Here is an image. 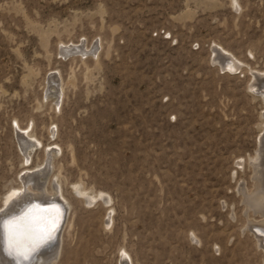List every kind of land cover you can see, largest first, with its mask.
<instances>
[{"label":"rangeland","instance_id":"rangeland-1","mask_svg":"<svg viewBox=\"0 0 264 264\" xmlns=\"http://www.w3.org/2000/svg\"><path fill=\"white\" fill-rule=\"evenodd\" d=\"M260 71L264 0H0V209L28 173L60 183L71 205L49 264H122L123 249L128 264H264V217L243 196Z\"/></svg>","mask_w":264,"mask_h":264},{"label":"bare ground","instance_id":"bare-ground-1","mask_svg":"<svg viewBox=\"0 0 264 264\" xmlns=\"http://www.w3.org/2000/svg\"><path fill=\"white\" fill-rule=\"evenodd\" d=\"M215 46L212 50L214 51V55L219 58L220 62H222V66H225L230 70L237 69L238 64L236 63V59L230 57V53L227 52L223 47ZM61 49L63 50V52H61L63 55H72L74 53H80L81 55H84L88 52L87 47L84 46L82 42L80 44H62ZM53 77L54 76H51V78ZM256 77L258 78L257 82L251 84L250 87L258 92L264 93V72L260 71L259 76H255V78ZM52 82L56 86H58L59 90L62 92V85L56 84L54 79H52ZM262 98L264 99V95L262 96ZM18 128L20 129L18 134H20L21 136L26 135V137H30L32 135L30 132L25 131L24 128ZM262 132L263 133L260 137L258 149L255 155L249 160L252 164L253 170L251 184L252 188L249 193L244 194L243 196L246 206L250 209L255 210L256 212L261 213L264 217V126L262 127ZM54 152L55 151L53 149L46 152V159H44L45 168L43 169L44 171L42 170L44 174H47V172H49L50 170V161L55 154ZM25 155L27 156V153ZM25 166H27V164ZM32 174L33 173H28L27 175H25L23 178V180H25L22 183V187L17 190L15 189L14 191H11L6 196L5 207L3 206V211H0V221L6 215L7 221L12 220L13 218L21 221H26L27 223L32 225L34 234L38 235L40 232L46 231L48 228H50L53 222L56 224V205H62L64 208L62 223L59 226L56 235L54 237L51 236L54 232L52 231L49 238L45 239L43 243L39 244L34 250L29 252L27 259L16 252L9 254V251L7 249V236L3 228V223L0 226V264H49L50 262L56 260L55 258H57V256L59 255V247L61 246L60 242L62 241L60 240V236L64 226L66 225V223H68L67 213L71 203L69 199L65 197L60 183L56 182L54 180V177L50 180L51 188L46 189V183H41L42 181H39V183L37 180H33L31 178ZM39 179L41 180V178ZM78 185H76V183L72 184L74 194L77 198H81L83 202L85 201L86 204L93 203L95 200H97L98 197H101L104 203L107 202V195L104 196V193L90 192L87 188L83 186L80 187V184ZM31 201H34L35 204V208H33V210L38 209V205L42 203L53 202L54 204L47 206L44 211H38V213L32 212V210V213L29 212L24 213L22 216H16V213ZM261 221H263L261 224H252L251 226H253V228L260 229V232L264 234V220ZM23 227L24 225L22 224L21 228ZM39 227L42 228L40 232L37 231ZM253 234L256 236V240L258 241L259 246H261L264 250V235L258 234L255 231L253 232ZM26 247V243L21 245L22 250ZM122 251V255H124V257L121 256L120 261L122 264H128V261L130 262V257L125 249H123Z\"/></svg>","mask_w":264,"mask_h":264},{"label":"snow or ice","instance_id":"snow-or-ice-1","mask_svg":"<svg viewBox=\"0 0 264 264\" xmlns=\"http://www.w3.org/2000/svg\"><path fill=\"white\" fill-rule=\"evenodd\" d=\"M0 211L3 210L0 209ZM22 224L24 225L23 228H21ZM3 228L7 236V249L9 254L16 252L27 259L29 252L50 237L51 232L55 229V223L53 222L50 228L40 232L38 235L34 234V229L31 224L26 221L17 220L16 218L5 221ZM24 243L27 244V247L22 250L21 245Z\"/></svg>","mask_w":264,"mask_h":264},{"label":"water","instance_id":"water-1","mask_svg":"<svg viewBox=\"0 0 264 264\" xmlns=\"http://www.w3.org/2000/svg\"><path fill=\"white\" fill-rule=\"evenodd\" d=\"M54 203L53 202H48V203H42V204H39L38 206V209H34L35 208V204H34V201H31L29 202L25 207H22L17 213H16V216H22L24 213H29L31 212H35V213H38V211H44L45 208L49 205H53ZM56 211H57V220H56V224H55V229H54V232L51 236H55L56 233H57V230L59 228V226L61 225L62 223V220H63V215H64V208L62 205H56ZM31 212V213H32ZM7 221V215L4 216L1 221H0V226L5 222ZM42 230L41 227H39L37 229L38 232H40ZM4 239V238H3Z\"/></svg>","mask_w":264,"mask_h":264}]
</instances>
